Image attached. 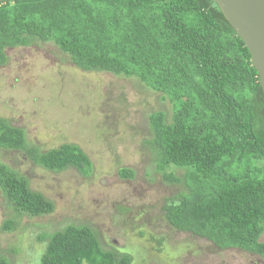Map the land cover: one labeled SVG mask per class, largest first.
<instances>
[{
    "label": "trees",
    "instance_id": "16d2710c",
    "mask_svg": "<svg viewBox=\"0 0 264 264\" xmlns=\"http://www.w3.org/2000/svg\"><path fill=\"white\" fill-rule=\"evenodd\" d=\"M51 43L84 72L136 78L173 106L149 116L156 172L182 183L164 206L176 231L239 249L264 262V93L245 43L214 0H11L0 4V67L7 50ZM26 131L0 116V150L24 153L42 168L88 176L81 146L42 152ZM181 171L182 178L175 176ZM124 179L133 170L122 168ZM0 190L17 216L53 214L55 204L28 178L0 163ZM5 231L17 223L7 221ZM38 240L41 264H133L106 250L87 225H68ZM0 264H12L0 254Z\"/></svg>",
    "mask_w": 264,
    "mask_h": 264
},
{
    "label": "rangeland",
    "instance_id": "374dc122",
    "mask_svg": "<svg viewBox=\"0 0 264 264\" xmlns=\"http://www.w3.org/2000/svg\"><path fill=\"white\" fill-rule=\"evenodd\" d=\"M7 55L0 67V116L24 129L28 145L42 152L73 143L93 162L88 176L73 168L55 173L22 152L0 150V163L55 204L50 215L17 216L0 190V254L12 264H41L46 245L39 235L68 225L89 226L104 249L130 254L133 264H264L257 255L178 232L165 220L166 202L185 187L156 172L146 146L149 116L173 113L161 94L136 78L84 72L51 43ZM122 168L135 177L122 178ZM182 174L175 171L177 178ZM10 220L17 223L13 232L3 228Z\"/></svg>",
    "mask_w": 264,
    "mask_h": 264
},
{
    "label": "water",
    "instance_id": "95a60500",
    "mask_svg": "<svg viewBox=\"0 0 264 264\" xmlns=\"http://www.w3.org/2000/svg\"><path fill=\"white\" fill-rule=\"evenodd\" d=\"M11 0H0V4ZM245 43L264 93V0H214Z\"/></svg>",
    "mask_w": 264,
    "mask_h": 264
}]
</instances>
